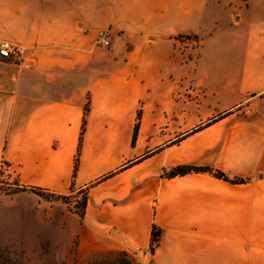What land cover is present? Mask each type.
<instances>
[{
    "label": "crops",
    "instance_id": "crops-1",
    "mask_svg": "<svg viewBox=\"0 0 264 264\" xmlns=\"http://www.w3.org/2000/svg\"><path fill=\"white\" fill-rule=\"evenodd\" d=\"M2 41L19 50L0 57V179L21 189L0 204L9 249L264 264V0H0ZM39 190H83V216Z\"/></svg>",
    "mask_w": 264,
    "mask_h": 264
},
{
    "label": "rangeland",
    "instance_id": "rangeland-1",
    "mask_svg": "<svg viewBox=\"0 0 264 264\" xmlns=\"http://www.w3.org/2000/svg\"><path fill=\"white\" fill-rule=\"evenodd\" d=\"M12 190V191H11ZM13 190H17L21 192L14 183L7 181V179H0V204H4L7 201H10L12 197L15 195ZM17 193V192H16ZM85 193L78 192L76 194H72L69 197L64 198V202H71L74 206L76 212L82 210L81 203ZM0 205V206H1ZM0 207V217H2L3 210ZM1 222V221H0ZM0 228H2L0 226ZM1 232V231H0ZM1 236V235H0ZM6 241H0V264H31L33 259L24 258L20 255L21 252H17L16 249H9V245L7 246ZM19 254V255H17ZM108 264V263H106ZM112 264H126L124 260H120L117 263Z\"/></svg>",
    "mask_w": 264,
    "mask_h": 264
},
{
    "label": "built area",
    "instance_id": "built-area-1",
    "mask_svg": "<svg viewBox=\"0 0 264 264\" xmlns=\"http://www.w3.org/2000/svg\"><path fill=\"white\" fill-rule=\"evenodd\" d=\"M98 41L105 47L110 46V39H109V31H100L98 33ZM177 43L181 50L184 49L186 43H193L196 44L195 39L193 37L188 36H181L177 39ZM0 57L6 60H18L19 58V50L17 46L10 41L0 42ZM81 193H85L83 190L80 191ZM86 195V194H85Z\"/></svg>",
    "mask_w": 264,
    "mask_h": 264
},
{
    "label": "trees",
    "instance_id": "trees-1",
    "mask_svg": "<svg viewBox=\"0 0 264 264\" xmlns=\"http://www.w3.org/2000/svg\"><path fill=\"white\" fill-rule=\"evenodd\" d=\"M137 130H138V126H136L135 128V133H134V140L137 136ZM194 170H198V169H194V168H189V167H177L176 169H174L171 173H170V176H176V175H179V174H188L190 173L191 171H194ZM12 191V190H11ZM13 192H20V191H17V190H13ZM14 193V194H15ZM36 193L42 197L46 196L47 198H54L56 200H64V198H56L52 195H46L44 191H36ZM81 208L82 210L78 212L79 216H83V213L85 211V208H86V196L83 197V200H82V203H81ZM159 234L160 232L159 231H155V233L153 234V243L156 244L159 240Z\"/></svg>",
    "mask_w": 264,
    "mask_h": 264
}]
</instances>
